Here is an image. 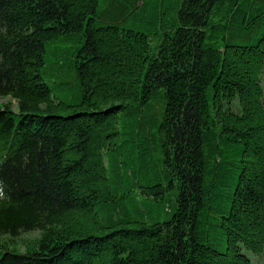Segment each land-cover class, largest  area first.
I'll use <instances>...</instances> for the list:
<instances>
[{
    "label": "trees",
    "instance_id": "16d2710c",
    "mask_svg": "<svg viewBox=\"0 0 264 264\" xmlns=\"http://www.w3.org/2000/svg\"><path fill=\"white\" fill-rule=\"evenodd\" d=\"M263 77L264 0H0V264H255Z\"/></svg>",
    "mask_w": 264,
    "mask_h": 264
},
{
    "label": "rangeland",
    "instance_id": "374dc122",
    "mask_svg": "<svg viewBox=\"0 0 264 264\" xmlns=\"http://www.w3.org/2000/svg\"><path fill=\"white\" fill-rule=\"evenodd\" d=\"M263 86H264V77H263ZM11 100L9 98L7 99H0V105L4 104V103H9ZM13 107L15 108L16 103H12ZM38 238V232H28V233H24L23 235H21L17 241L18 242H23L26 241L27 243L30 242V244L35 241ZM249 255L252 257L253 255L249 253ZM256 258V257H254ZM253 258V259H254ZM255 264H264V254L259 257L258 259L256 258L254 260Z\"/></svg>",
    "mask_w": 264,
    "mask_h": 264
}]
</instances>
